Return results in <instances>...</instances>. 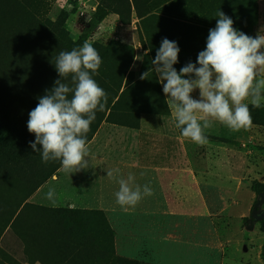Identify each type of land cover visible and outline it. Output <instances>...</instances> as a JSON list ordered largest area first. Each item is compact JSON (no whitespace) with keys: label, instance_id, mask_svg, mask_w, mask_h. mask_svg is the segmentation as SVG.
<instances>
[{"label":"rangeland","instance_id":"obj_1","mask_svg":"<svg viewBox=\"0 0 264 264\" xmlns=\"http://www.w3.org/2000/svg\"><path fill=\"white\" fill-rule=\"evenodd\" d=\"M167 1L172 0H140L141 9L136 11H132L130 0H95L92 6L84 5L83 0L22 3L39 19L54 23V35L64 28V37L79 42L76 48L86 40L91 43L102 59L100 67L110 65L106 59L118 63L121 57V63L125 59L122 55H131V49V81L154 72L162 92L151 62L163 38L177 42L179 62L174 67L180 70L189 61L196 62V42L202 36L185 21L199 17L217 23V13L222 11L233 20L235 29L253 34L257 32L259 7L264 6V0H177L171 8H163ZM98 8L108 14L102 21L96 14ZM64 15L67 20L60 25ZM172 16L178 21H172ZM155 95L152 80L131 89L127 101L136 106L135 112L111 121L107 113L87 143L89 167L71 175L61 167L29 202L46 208L101 212L93 221L99 249H105L103 238L107 236L116 257L139 264H264V193L250 217L256 191L264 189V143L251 139L243 129L232 132L223 125L222 136L213 135L212 126L205 130L208 143L197 145L181 135L169 109L167 114L144 112L154 105ZM255 126L258 132L264 130ZM212 143L220 145L221 152L227 150L224 144L234 145L227 150L234 171L214 170L217 166L210 170L206 155ZM114 168H119L125 179L131 173L133 187L150 185L154 195L144 196L135 207L122 208L115 196L119 184L107 177V171ZM50 187L55 189V206L45 199ZM2 246L26 263L25 247L14 235H6ZM86 252L87 248H82L76 261L108 264L107 259L96 263L86 260ZM50 256L57 258L52 251ZM47 264H64V259Z\"/></svg>","mask_w":264,"mask_h":264},{"label":"trees","instance_id":"obj_2","mask_svg":"<svg viewBox=\"0 0 264 264\" xmlns=\"http://www.w3.org/2000/svg\"><path fill=\"white\" fill-rule=\"evenodd\" d=\"M96 14L100 21L108 15L100 8ZM66 20L64 15L60 25ZM52 26L54 23L39 19L22 0H0V264H47L62 258L64 264H85L87 261H76L81 257L82 248H87L86 260L94 263L107 259L108 264H139L116 257L113 242L111 240L108 246L107 236L103 238L107 242L105 249L102 250L103 246L99 249L93 221L101 212L46 208L29 202L35 192L56 175L61 163L58 160L44 163L41 155L32 150L29 142L35 141V135L27 128L28 114L37 106L38 97L51 90L55 80L60 78L55 68V54L61 49L76 48L79 43L64 37L67 33L64 28L54 35ZM102 49L108 51V48ZM129 51L131 55H122L125 59L121 63V57L118 63L106 59L110 65L100 67L93 77L107 93L108 103L103 112L97 111L86 134L87 143L108 112L107 120L110 121L135 112L136 106L130 105L127 98L130 90L145 80L153 81L156 95L154 105L144 112L168 113L154 72L145 79L131 81L129 70L134 55L131 49ZM65 82L71 83L70 80ZM249 108L252 124L264 128V106L254 108L250 105ZM263 193L264 189L256 191L251 218ZM84 218L86 223L82 222ZM8 234L23 243L26 263L17 260L2 246ZM51 251L56 259L50 256Z\"/></svg>","mask_w":264,"mask_h":264},{"label":"clouds","instance_id":"obj_3","mask_svg":"<svg viewBox=\"0 0 264 264\" xmlns=\"http://www.w3.org/2000/svg\"><path fill=\"white\" fill-rule=\"evenodd\" d=\"M217 15L216 26L209 29L206 47L195 63L189 61L178 72L174 65L179 62L180 48L167 38L161 40L151 62L175 127L200 146L208 143L205 130L213 121L232 132L250 130L249 104L260 108L264 102V33L249 36L235 29L222 11ZM101 63L98 51L87 40L71 51H61L55 63L60 78L38 97L37 106L28 114L27 128L35 135L30 147L44 163L60 161L68 175L89 167L86 134L97 111L103 112L108 103L107 93L93 78ZM197 89L199 99L192 96ZM107 177L119 184L115 196L122 208L135 207L144 196L154 195L148 184L133 187L134 176L121 177L119 168L108 170ZM45 199L56 205L54 188H49Z\"/></svg>","mask_w":264,"mask_h":264},{"label":"crops","instance_id":"obj_4","mask_svg":"<svg viewBox=\"0 0 264 264\" xmlns=\"http://www.w3.org/2000/svg\"><path fill=\"white\" fill-rule=\"evenodd\" d=\"M84 1V5H94L95 4V0H83ZM140 0H130L131 3V9L132 11H136L138 9H141V6L139 4ZM177 0H172V1H167L165 2L162 7H172L175 5ZM156 10H159V8H156ZM138 20V19H137ZM172 21H178L176 16H172L171 18ZM181 21V20H179ZM184 22V21H181ZM258 24L256 25V33H247V35L252 36V37H256L258 33H264V6H260L259 7V12H258ZM184 23L186 24H190L195 26L196 31L200 32L202 34L201 38L199 39V41H197V45L199 44L198 48L195 50L194 52V56L197 57L198 53L202 50L205 49L206 47V40L209 34V29L215 28L216 26V22H210V21H203L202 19L200 20L199 17H195V19L193 21H185ZM258 26V27H257ZM179 72V70H177ZM165 95V94H164ZM194 95H195V99H199V90H195L194 91ZM247 103V101H246ZM250 106V104H249ZM264 106V102H262V105ZM213 129H215V131L213 130L212 133L213 135H217V136H222L223 135V130H222V124H220L219 122L213 121ZM218 128V129H217ZM247 134L248 136H250L251 139H257L258 142L260 143H264V130L262 132H258L256 131V126L252 125L250 130H247ZM209 145V144H208ZM225 145V149H231L232 147H234V145H230V144H224ZM223 149L220 145L217 144H210V148L208 150V154L207 156V165L210 168V170H212L215 166H217L216 169L214 170H219V169H224V170H229V171H234L233 169H235L234 167V162L232 163L228 157V152L227 150L225 151H219ZM214 154H217V156H215ZM221 154H225L223 155L224 157L218 156ZM212 168V169H211ZM36 194L33 196L35 197ZM32 197V198H33ZM30 198V201L31 199Z\"/></svg>","mask_w":264,"mask_h":264}]
</instances>
